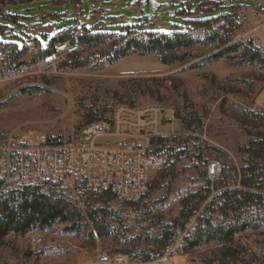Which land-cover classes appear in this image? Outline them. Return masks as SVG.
<instances>
[{
    "label": "rangeland",
    "instance_id": "rangeland-1",
    "mask_svg": "<svg viewBox=\"0 0 264 264\" xmlns=\"http://www.w3.org/2000/svg\"><path fill=\"white\" fill-rule=\"evenodd\" d=\"M193 1L0 0V131L15 140L41 134L59 144L85 147L92 143L86 128L105 123L104 132L94 138L96 145L135 143L147 147L151 160V189L144 200L135 206L115 196L101 202L110 218L102 235L90 215L102 191L78 177L29 187L67 198L80 213L78 223L73 229L71 223L56 222L25 235L9 233L0 239V264H93L102 253H127L113 250L135 244L138 249L127 254L144 261L140 251L154 249V240L166 233L173 243L159 257L160 264H203L216 249L209 245L182 252L196 218L184 230L174 225L175 219L185 197L209 192L212 197L223 190L221 184L236 182L235 174L224 175L223 165L238 164L240 148L251 138L242 112L264 110V62L245 63L235 54L214 58L222 46L205 40L219 30L232 42L260 50L264 58V0H197L191 14ZM222 11L227 13L196 21ZM86 27L115 34L104 35L106 42L97 46L79 45V55L88 59L84 66L61 65L69 49L50 64L42 62L44 50L57 48V34L86 32ZM147 30L187 31L198 43L185 61L164 63L156 51L130 50L117 57L122 39L147 37ZM18 48L23 54L14 59ZM10 61L21 67L14 76L6 74ZM155 137H165L166 147L153 149ZM213 163L219 164L214 171ZM23 189L11 187L5 197L13 193L17 201ZM238 239L264 262V235L248 231Z\"/></svg>",
    "mask_w": 264,
    "mask_h": 264
},
{
    "label": "trees",
    "instance_id": "trees-1",
    "mask_svg": "<svg viewBox=\"0 0 264 264\" xmlns=\"http://www.w3.org/2000/svg\"><path fill=\"white\" fill-rule=\"evenodd\" d=\"M223 13L227 11L196 21L221 17ZM145 33L149 35L121 38L122 45L116 49L117 55L119 54L117 57L125 55L130 50L145 53L156 51L160 53L164 63H173L176 60L185 61L189 55L187 53L198 43L187 31L174 32V35L157 34L158 32L148 30ZM106 34L112 35L115 32L86 27V32L65 30L57 34L53 38L56 45L66 43L69 47H75L61 65L71 68L86 65L88 59L79 55L77 50L79 45L93 47L103 44L106 42V36H104ZM119 34L127 36L129 33ZM215 42H219L222 49L212 55L214 58L235 54L245 63L264 62L260 50L245 45L239 40L232 42L229 34L216 30L205 40L206 44ZM7 44L16 45L13 42ZM55 50V48H49L42 53L49 54ZM19 54H23V50L18 48L14 59H18ZM242 114L247 119L245 124L250 128L251 138L246 146L240 148L242 157L238 164L224 163L223 165L224 175L235 174L236 182L221 184L218 188H223V190L212 197L211 192L203 195L198 193L193 199L185 197L180 216L175 219L174 225L181 226L184 230L191 219L196 218L195 223L187 230L183 238L180 248L182 252L188 253L196 248L209 245L216 246L203 264H264V262H259L256 251L249 252L246 244L238 239L248 231L264 235V110L245 109ZM164 140L165 137L153 138L151 147L156 150L163 149L166 147L162 144ZM157 144L160 146L157 147ZM12 194V197H5V193L0 195V239L11 232L25 235L36 227H49L56 222L71 223L70 229L78 223L80 213L67 198L43 194L36 188L29 187H24L17 201H13L15 195ZM99 196L92 206L90 215L102 235V230L107 229L110 218H106L107 208L104 204L102 206L100 204L104 202V198H111L114 195L110 191L103 190ZM172 243L173 241H169V235L163 234L154 240V249L145 248L140 251L139 256L144 261L157 259L167 253ZM134 246L128 250L116 248L113 251L130 253L139 247L137 244Z\"/></svg>",
    "mask_w": 264,
    "mask_h": 264
},
{
    "label": "built area",
    "instance_id": "built-area-1",
    "mask_svg": "<svg viewBox=\"0 0 264 264\" xmlns=\"http://www.w3.org/2000/svg\"><path fill=\"white\" fill-rule=\"evenodd\" d=\"M75 47L59 44L55 51L46 54L44 64H50L62 56V52ZM1 54V53H0ZM6 72L14 76L21 67L9 62ZM105 123L91 124L85 130L92 138L89 146L59 144L41 134H29L15 140L0 131V195L11 187H44L50 183L81 178L95 191H110L117 200L136 204L144 200L151 189V160L147 147L135 143L118 148L98 146L94 142ZM219 168L218 163L210 167ZM157 258L139 261L127 253H102L93 264H160Z\"/></svg>",
    "mask_w": 264,
    "mask_h": 264
},
{
    "label": "crops",
    "instance_id": "crops-1",
    "mask_svg": "<svg viewBox=\"0 0 264 264\" xmlns=\"http://www.w3.org/2000/svg\"><path fill=\"white\" fill-rule=\"evenodd\" d=\"M199 1H201V0H199ZM208 1V0H207ZM123 2H127V1H123ZM123 2H120V4H123ZM196 2H197V0H195V1H193V4L190 6L189 5V9H188V11H190V13L192 14L194 11H193V9H192V6H194L195 4H196ZM116 9H120L119 7H117ZM184 11H187L186 9H184ZM169 14H171V11H169ZM170 25V24H169Z\"/></svg>",
    "mask_w": 264,
    "mask_h": 264
}]
</instances>
